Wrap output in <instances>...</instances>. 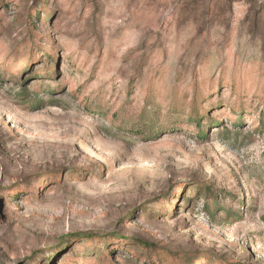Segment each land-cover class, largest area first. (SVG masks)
Segmentation results:
<instances>
[{
    "label": "rangeland",
    "instance_id": "obj_1",
    "mask_svg": "<svg viewBox=\"0 0 264 264\" xmlns=\"http://www.w3.org/2000/svg\"><path fill=\"white\" fill-rule=\"evenodd\" d=\"M0 264H264V0H0Z\"/></svg>",
    "mask_w": 264,
    "mask_h": 264
}]
</instances>
